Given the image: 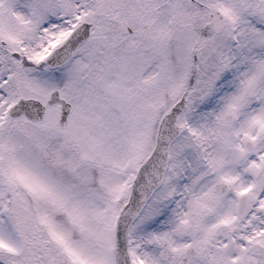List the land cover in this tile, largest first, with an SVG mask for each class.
Masks as SVG:
<instances>
[{"label":"snow or ice","instance_id":"snow-or-ice-1","mask_svg":"<svg viewBox=\"0 0 264 264\" xmlns=\"http://www.w3.org/2000/svg\"><path fill=\"white\" fill-rule=\"evenodd\" d=\"M0 264H264V0H0Z\"/></svg>","mask_w":264,"mask_h":264}]
</instances>
